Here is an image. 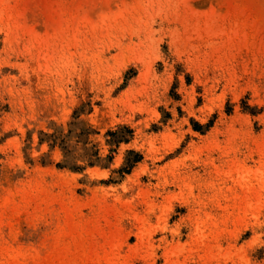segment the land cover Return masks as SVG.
<instances>
[{"label":"rangeland","instance_id":"1","mask_svg":"<svg viewBox=\"0 0 264 264\" xmlns=\"http://www.w3.org/2000/svg\"><path fill=\"white\" fill-rule=\"evenodd\" d=\"M0 264H264V0H0Z\"/></svg>","mask_w":264,"mask_h":264},{"label":"trees","instance_id":"2","mask_svg":"<svg viewBox=\"0 0 264 264\" xmlns=\"http://www.w3.org/2000/svg\"><path fill=\"white\" fill-rule=\"evenodd\" d=\"M78 114L79 110H76L74 112V117H78ZM90 132V128L77 126L70 127L67 132L57 129L47 135L48 141H50V144L52 146L58 145L63 150L64 156L66 157L65 164H62L63 167L68 166L75 170L83 168L82 166L77 165V161H75V159L79 157L81 159L88 160L89 165H94L97 163V161L95 160H90L93 156H97L98 154V152L92 151V148L80 153L76 152L79 149L78 147H86V145L88 144L87 134ZM108 134L114 136L117 134V132L109 131ZM130 153H133V150H131ZM140 158L141 156H138L135 161H139ZM133 163L130 165V167L133 165Z\"/></svg>","mask_w":264,"mask_h":264},{"label":"bare ground","instance_id":"3","mask_svg":"<svg viewBox=\"0 0 264 264\" xmlns=\"http://www.w3.org/2000/svg\"><path fill=\"white\" fill-rule=\"evenodd\" d=\"M108 3H109V2H108ZM108 3H107V4H108ZM94 8H95V7H94ZM95 171H96V170H95Z\"/></svg>","mask_w":264,"mask_h":264}]
</instances>
